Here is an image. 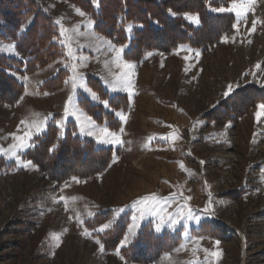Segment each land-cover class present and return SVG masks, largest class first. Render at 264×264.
Returning <instances> with one entry per match:
<instances>
[{
	"label": "rangeland",
	"instance_id": "obj_1",
	"mask_svg": "<svg viewBox=\"0 0 264 264\" xmlns=\"http://www.w3.org/2000/svg\"><path fill=\"white\" fill-rule=\"evenodd\" d=\"M36 1L54 18L63 57L32 74L9 72L24 91L15 105L0 102V148L7 150L15 143L13 135H23L32 125L42 124L44 131L38 134L33 128L34 142L54 119L60 136L66 123L73 121L80 136L95 141L81 134L74 117L63 115L67 97L72 94L74 66L88 87L89 77L98 79L110 97H129L130 93V107L128 114L117 111L124 117L120 120L123 132H116L121 145L95 141L98 146L121 150L98 176L70 178L56 185L35 166L24 168L0 155L8 168L0 171V264H130L117 255V250L120 253L128 247L148 223L157 234L181 237L177 248L151 264H264V111L257 118L255 105L235 123L204 119L224 100L221 93L228 84L234 88L239 85L236 90L247 85L264 86V0L249 5L244 18L231 12L235 25L225 36L227 42L224 37L208 52L189 47L171 54L154 52L139 65L131 63L130 70L116 66L114 53L108 48L111 42L94 32L93 23L87 24V15L76 13L79 8L64 0ZM233 3L240 0L227 7ZM253 20L256 28L250 32ZM62 29L67 30L63 36ZM0 55L17 58L14 44L0 40ZM61 69L68 72L67 85L52 94L41 93L40 88ZM122 74L126 87L112 91L105 81L112 83ZM83 99L100 104L105 113L116 118L117 112L92 101L78 88L74 101L81 111ZM60 120L63 125L58 124ZM92 121L97 128L112 132L107 119L102 124ZM31 148L18 153L22 160ZM146 196L159 201V215L139 219L132 204ZM185 203L202 216L203 223L222 228L221 238L203 237L196 246L194 238L202 236L192 233V229L197 233L200 228L195 222H182L173 228L165 223L156 230L161 216L166 218ZM208 205L211 211L204 213ZM121 207H125L123 213L113 211ZM88 212L94 215L90 217ZM101 215L108 217L106 222L116 217L109 229L100 232L102 225L86 226ZM77 217L82 223H77ZM123 219L129 220L123 236H129L128 243L121 247L120 242L113 251L104 247L101 251L96 243L98 235ZM85 229L89 237L81 235ZM130 230L134 234L130 235ZM203 249L219 251L220 255L212 257Z\"/></svg>",
	"mask_w": 264,
	"mask_h": 264
},
{
	"label": "trees",
	"instance_id": "obj_2",
	"mask_svg": "<svg viewBox=\"0 0 264 264\" xmlns=\"http://www.w3.org/2000/svg\"><path fill=\"white\" fill-rule=\"evenodd\" d=\"M93 21L94 32L116 46H125L124 61L139 65L149 54H171L182 47L208 52L228 35L234 25L231 12H215L212 9L226 7L236 0H64ZM197 16L199 23L186 19ZM58 27L54 18L43 12L36 0H0V40L13 43L17 58L7 59L0 55V102L15 105L24 88L10 71L32 74L63 57L58 42ZM68 72L61 69L41 88V93L52 94L67 85ZM88 85L103 100L110 102L112 111L126 112L129 100L126 95L110 97L98 79L88 77ZM264 103V86L247 85L237 89L232 98L221 101L217 108L207 113L208 122L235 123L248 110ZM84 113L98 124L105 119L112 132L122 126L114 114L105 113L102 106L89 100L81 101ZM55 119L47 124L41 137L34 139V147L23 158L31 161L46 179L61 185L70 178L89 179L105 172L119 156L121 150L98 146L95 141L78 134L73 121L66 123L63 136L59 135ZM52 149V151H50ZM6 163L0 159V171ZM8 168H6L7 170ZM101 215L87 223L90 229L107 221ZM199 228L197 236L220 239L223 229L209 224ZM128 219H123L104 234L98 235L104 250L113 251L120 244ZM181 243L179 234H157L151 223L145 224L133 242L120 250V256L130 264H151L162 254L169 253Z\"/></svg>",
	"mask_w": 264,
	"mask_h": 264
},
{
	"label": "snow or ice",
	"instance_id": "obj_3",
	"mask_svg": "<svg viewBox=\"0 0 264 264\" xmlns=\"http://www.w3.org/2000/svg\"><path fill=\"white\" fill-rule=\"evenodd\" d=\"M96 0H94V3ZM255 0H240V3H233L231 7H217L213 8L212 10L215 12L223 13L225 11L228 12H234L237 18H244L246 17V12L248 9V6L253 4ZM76 13L80 16H86V13L83 11L76 9ZM186 19L190 20L194 24L199 23V18L197 16H188L186 15ZM56 23L59 25L60 21H56ZM93 23L91 19L87 20V24L90 26ZM256 21H252V29L249 31H254L256 28ZM66 29L61 30V35L63 36L64 32H66ZM228 38H224V42H227ZM108 48L110 51L114 53V63L118 68L121 69H127L130 70L133 66L131 63L124 62L121 58V54L124 52V47H116L113 46L111 43L108 44ZM81 66H84L83 64ZM107 66V65H106ZM259 67V66H257ZM27 79V78H25ZM106 84L112 89V91H119L123 90L126 85L123 81V74L119 77H116L115 81L112 83H109L108 81H105ZM239 85H236L235 88L232 84H228L226 86V90L221 93V97L227 102V100L232 98V95L235 93L236 88H238ZM83 89L85 93H87L92 101H98L103 103V106L105 108H109L110 102L103 100L100 96L97 95V93L89 88L86 83L84 82L82 73H78L75 71L74 66V77L72 81V94L67 97V101L64 105L63 109V115L64 117H74L77 121V124L80 127L81 134L94 137L95 141L99 145L104 144H115V145H121L122 141L120 139V136L116 132H109L106 127L103 128H97V126L93 123L92 119L89 116H86L83 111L80 110V108L77 106V104L74 101L75 94L77 89ZM131 97V94L129 93V98ZM215 107V105H213ZM257 111L255 115L257 118L260 117L261 112L264 111V103H259L256 105ZM117 116L120 118L121 121L124 120V117L121 113L117 112ZM24 121H21V124H24ZM64 121L60 120L58 121L59 125H63ZM35 133H40L44 131V127L42 124H34L27 131L23 132V135H13L12 139L15 141V143L9 145L8 149L5 150L3 148H0V155H4L9 159H14L17 164H19L21 167L24 168H32L33 164L31 161L22 160L18 153L23 152L26 148L34 147V142L32 141V136ZM20 129L18 128L17 131ZM123 132V129L120 130ZM164 139H168L167 137H164ZM52 151V149H50ZM203 163V161L201 162ZM180 167L183 169V164L180 165ZM75 179V178H73ZM191 197H186L185 200H190ZM150 201H153L149 203ZM53 202H56L55 199ZM220 203H224V201H220ZM159 204V201L155 200L154 196H146L142 199H138L137 201L133 202L132 207L136 210L138 213V218L143 219L145 216L148 215H159L157 205ZM98 207V206H97ZM115 213H123L125 211V207H121L119 209L113 210ZM211 211V205L206 206L203 209L204 213H210ZM88 216H93L94 213L88 212ZM116 217L113 216V218L106 223H103L102 226L98 229L100 232H104L106 229H109L111 224L115 222ZM137 219L136 216L133 217V220L135 221ZM182 222H195L200 225V228L202 230L206 229L208 225L202 222V216L196 212H194L187 203L180 205L174 212L169 213L168 216L165 218L163 216L160 217V222L156 225V230L159 231L161 226L165 223L168 224L170 228L175 227L177 224ZM77 223H82L79 220V217H77ZM134 227H139L138 224H134ZM66 231V230H65ZM134 233H131L130 235ZM82 236L89 237L90 234L87 229H85L83 232H81ZM185 235H187V232H185ZM54 239H58V236H54ZM200 239H203V237L194 238V243L196 246L199 245ZM129 241V236H125L121 240V247H123L125 244H127ZM96 243L100 245V250L103 251V245L101 244V241L97 240ZM219 243L218 241L216 242ZM203 251L212 257H218L220 255L219 251L209 252L208 249H203ZM119 250H117V255H119Z\"/></svg>",
	"mask_w": 264,
	"mask_h": 264
},
{
	"label": "crops",
	"instance_id": "obj_4",
	"mask_svg": "<svg viewBox=\"0 0 264 264\" xmlns=\"http://www.w3.org/2000/svg\"><path fill=\"white\" fill-rule=\"evenodd\" d=\"M127 112H128V111H127ZM127 112H126V114H128Z\"/></svg>",
	"mask_w": 264,
	"mask_h": 264
}]
</instances>
